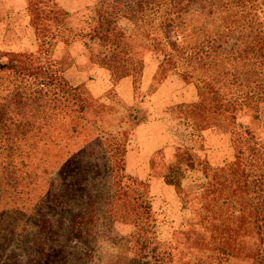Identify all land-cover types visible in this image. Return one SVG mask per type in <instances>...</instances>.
<instances>
[{
	"label": "rangeland",
	"instance_id": "rangeland-1",
	"mask_svg": "<svg viewBox=\"0 0 264 264\" xmlns=\"http://www.w3.org/2000/svg\"><path fill=\"white\" fill-rule=\"evenodd\" d=\"M56 1L70 13L88 7L109 9L101 0ZM183 7L185 22L207 26L203 33L190 31L185 47L198 49L205 39L216 36L217 43L211 46L215 52L206 60L212 66L202 69L204 60L200 59L182 61L159 84L161 74L153 82L152 78L165 58L149 50L142 84L136 89L132 77L124 78L129 79L128 91L127 83L121 85L124 79L114 83L108 71L90 61L84 41L65 44L54 40L48 33L53 31L50 22L44 24L38 38L27 0H0V63H7V54L12 52L32 53L41 64L56 63L63 68L72 94L86 108L82 114L52 118L47 127L42 123L39 138L18 141L23 154L16 152L8 159L0 156V264H156L153 250L157 241L163 244L161 251L171 254L163 264H254L250 256L255 257L259 249L254 217L246 216L243 222H206L209 195L204 186L208 180L202 172L179 164L186 151L196 162L215 167L237 161L239 148L232 141V129L215 126L192 140L187 121L170 109L178 104L208 103L205 81L217 78L219 86L225 87L231 80L220 70L235 66V72L242 75L240 82H251L256 69L248 60L243 67L220 59L231 34L218 26L227 21L240 30L246 27L245 18L252 15L218 9L205 19L195 7ZM250 12L264 28V5ZM118 21L124 30H132L128 20ZM236 21L240 23L236 25ZM246 30L243 34H248ZM220 43L222 47H218ZM0 77L6 76L2 72ZM231 90L236 94L248 91L234 86L225 92ZM237 120L264 142V101L242 107ZM138 125L146 127L139 129ZM153 135L161 137L163 148L145 164L144 178H128L122 170L124 150L134 151L139 141ZM218 156L226 157L224 164L218 165ZM172 171L179 177L181 189L166 183L165 176ZM152 177L163 178L173 191L162 193L163 182L154 180L157 183L152 185ZM141 194L153 203L151 215L156 222H140ZM72 222H76L74 230ZM235 243L242 245L241 250L232 251ZM222 249L227 253L222 254Z\"/></svg>",
	"mask_w": 264,
	"mask_h": 264
},
{
	"label": "trees",
	"instance_id": "trees-1",
	"mask_svg": "<svg viewBox=\"0 0 264 264\" xmlns=\"http://www.w3.org/2000/svg\"><path fill=\"white\" fill-rule=\"evenodd\" d=\"M109 9L86 8L82 12L70 13L62 8L56 0H27V12L31 24L35 26L38 38L46 22L53 23L52 38L65 44L76 40L84 41L89 59L99 68L109 72L114 83H119L127 77H132L137 89L142 84L145 70V54L152 50L165 58V62L152 82L160 74L161 84L169 71L179 69L182 61H200L201 68H209L212 63L206 60L212 58L215 52L211 46L214 39L204 40L200 48L185 47L189 40V32H205L207 26H194L191 21H184L182 9L195 7V12L204 15L205 19L220 11L246 13L252 18H245V26L240 30L231 23L223 21L227 34L224 45L228 49L222 53L221 60L240 63L245 67L246 61L251 68L256 69L251 82L241 83L242 75L237 74L236 67L220 70V74L231 76L229 83L223 87L216 82L217 78L205 81L208 86V103L178 104L171 109L173 114L187 121L192 140L200 137V132L215 126L232 129V141L239 148L237 161L222 167H215L208 162H196L192 154L186 151V158L179 161L185 163L191 171L202 172L208 183L204 186L208 212L206 222H243L248 217H254L258 235L259 249L253 258L254 264H264V142L248 127L237 120V114L244 106H254L264 101V28L255 20L253 8L264 5L257 0H101ZM256 4V5H255ZM187 12V11H186ZM248 12V13H247ZM245 15V16H246ZM126 19L133 28L124 30L118 19ZM233 23V22H232ZM235 23V20H234ZM236 21V25L239 24ZM186 26V27H185ZM248 34H243V31ZM238 32V34H237ZM40 40V39H39ZM207 48H212L206 50ZM218 47H222V43ZM193 50H198L191 52ZM8 62L0 63V156L10 158L20 152L21 143L41 136L44 126L59 115L82 114L86 111L80 100L72 94L63 77L64 70L56 63L41 64L35 61L32 53H8ZM200 59V60H199ZM258 70V73H257ZM226 84V82H224ZM238 86L246 93L237 91L225 92L230 87ZM47 127V126H46ZM45 132L43 133V135ZM180 150V149H178ZM125 158L128 151L124 150ZM126 167V165H125ZM122 170L127 173L126 168ZM167 174V184L181 189L179 177ZM128 174V173H127ZM126 174V175H127ZM176 175V174H174ZM132 179L131 175H127ZM140 195L139 208L143 211L140 222H156L152 218L153 203ZM236 204L240 208L237 209ZM241 216H237V214ZM149 220V221H148ZM225 228V227H224ZM76 229V222H72ZM153 250L156 264H163L170 257V252L161 251L160 241ZM236 244V243H235ZM145 246V245H144ZM232 249L241 250L237 243ZM147 246H145L146 248ZM143 250V248L141 247ZM141 250V251H142ZM140 251V252H141ZM226 254V249L221 250Z\"/></svg>",
	"mask_w": 264,
	"mask_h": 264
},
{
	"label": "crops",
	"instance_id": "crops-1",
	"mask_svg": "<svg viewBox=\"0 0 264 264\" xmlns=\"http://www.w3.org/2000/svg\"><path fill=\"white\" fill-rule=\"evenodd\" d=\"M68 71H70V70H68ZM128 81H129V79H124L121 82V85L123 83H127L126 88L129 91L130 85H129ZM163 85H165V83H163ZM154 124L158 128H161V126H160V125H162L161 123L155 122ZM143 127H146V126L145 125H138L137 128L140 129ZM137 132H138V130H137ZM228 139L230 141L229 137H228ZM161 148H163L161 137L153 135L151 137L143 138L141 141H139V145H138L137 149H135L134 151H132V149H129V151L126 154V171H127V173L129 175L135 176L137 178H144L142 173H145V171H146L147 166H145V164L146 163L148 164L153 159L154 155L158 152V150ZM232 152L230 150L228 152L230 155L229 156L230 160L233 159L231 157ZM221 155H223V154H221ZM225 158L226 157L222 158V157L218 156V158H217L218 162H221V163H218V165L224 164ZM152 178H154L151 182L152 185L157 183L154 180H156V181L160 180L161 183L163 182V184H164L163 178H160V177H152ZM161 189L163 190L162 193H168V192L173 191L172 187H170L166 184H164V188L161 187ZM154 194L156 195V194H158V192H155Z\"/></svg>",
	"mask_w": 264,
	"mask_h": 264
}]
</instances>
